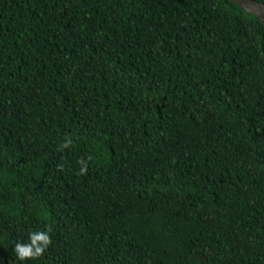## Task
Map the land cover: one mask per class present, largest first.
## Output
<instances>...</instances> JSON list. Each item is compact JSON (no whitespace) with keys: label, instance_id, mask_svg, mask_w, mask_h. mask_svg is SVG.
Returning <instances> with one entry per match:
<instances>
[{"label":"trees","instance_id":"trees-1","mask_svg":"<svg viewBox=\"0 0 264 264\" xmlns=\"http://www.w3.org/2000/svg\"><path fill=\"white\" fill-rule=\"evenodd\" d=\"M37 231L23 264H264V24L0 0V264Z\"/></svg>","mask_w":264,"mask_h":264},{"label":"clouds","instance_id":"clouds-1","mask_svg":"<svg viewBox=\"0 0 264 264\" xmlns=\"http://www.w3.org/2000/svg\"><path fill=\"white\" fill-rule=\"evenodd\" d=\"M81 173L85 171L82 166L80 169ZM50 243V237L46 232H33L29 234V242L20 243L17 242L14 248L16 258L22 262L26 259H36L43 251L47 248Z\"/></svg>","mask_w":264,"mask_h":264},{"label":"water","instance_id":"water-1","mask_svg":"<svg viewBox=\"0 0 264 264\" xmlns=\"http://www.w3.org/2000/svg\"><path fill=\"white\" fill-rule=\"evenodd\" d=\"M234 5L241 8V10L255 16L264 24V4L256 2L255 0H230Z\"/></svg>","mask_w":264,"mask_h":264}]
</instances>
